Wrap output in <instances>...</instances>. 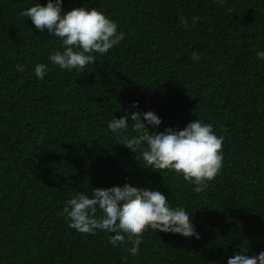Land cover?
I'll list each match as a JSON object with an SVG mask.
<instances>
[{
  "label": "trees",
  "instance_id": "16d2710c",
  "mask_svg": "<svg viewBox=\"0 0 264 264\" xmlns=\"http://www.w3.org/2000/svg\"><path fill=\"white\" fill-rule=\"evenodd\" d=\"M33 2L0 0V264H226L264 251V0H63L64 11L105 12L126 36L82 70L49 65L43 79L32 68L60 43L20 15ZM132 101L161 119L155 131L197 118L223 135L222 169L203 191L118 144L106 122ZM125 177L186 206L199 238L149 229L133 257L102 231L68 227L67 199Z\"/></svg>",
  "mask_w": 264,
  "mask_h": 264
},
{
  "label": "clouds",
  "instance_id": "9594fccd",
  "mask_svg": "<svg viewBox=\"0 0 264 264\" xmlns=\"http://www.w3.org/2000/svg\"><path fill=\"white\" fill-rule=\"evenodd\" d=\"M62 3L63 0H46L41 5L34 0L20 12L22 17L30 18L40 33L46 32L60 43L59 49L49 52L47 62L34 64L32 71L37 79L45 77L49 65L61 70H82L96 61V54L107 53L126 36L105 12L95 7L64 11ZM218 3L222 5L224 0ZM197 20V16L191 18L193 27ZM180 21L188 28V19L180 17ZM256 58L264 61V49L256 51ZM191 59H201L200 54L194 51ZM24 67L15 65L18 72H23ZM161 123L153 112L140 110L139 102L132 101L129 109L119 118L109 119L106 127L120 141L118 144L136 154L143 168L174 172L193 185V192L203 191L222 169L223 135L218 136L211 123L197 118L183 129L165 127L155 131ZM186 209L172 206L158 190L131 186L125 177L121 185L77 191L64 202L60 214L69 228L81 234L102 231L112 247L125 245L126 252L135 257L139 255L143 233L149 229L198 239L199 233L190 219L192 213ZM247 251L234 253L226 264H264V251L253 256L246 255ZM122 264H127L126 257Z\"/></svg>",
  "mask_w": 264,
  "mask_h": 264
}]
</instances>
